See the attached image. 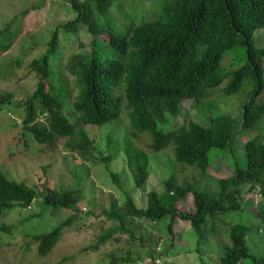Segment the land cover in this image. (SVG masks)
<instances>
[{
  "label": "trees",
  "instance_id": "trees-1",
  "mask_svg": "<svg viewBox=\"0 0 264 264\" xmlns=\"http://www.w3.org/2000/svg\"><path fill=\"white\" fill-rule=\"evenodd\" d=\"M70 3L76 17L57 27L46 51L30 63V71L39 82L37 90L23 104L25 115L17 130L19 143L27 150L38 146L51 151L65 143L68 152L97 165L100 160L96 141L87 127L112 125L125 112L129 131L123 148L136 189L149 180V154L170 146L178 164L193 167L200 175L196 184L189 178L179 181L172 176L165 182L163 193H147L146 208L138 207L131 196L121 206L114 200L107 216L115 224L90 249L98 250L116 234L134 237L138 220L160 224L169 219V231L179 221L180 228L189 227L198 238L204 237V229L213 238L218 234V225H226L223 219L237 214L240 222L229 227L230 243L222 247L213 264H264V130L260 129L264 121V48H258L255 39L256 33L264 29V0H71ZM16 21L0 29V56L14 45L18 35ZM82 31L88 33L90 42L67 67L74 85L70 88L64 82L58 88L53 84L52 60L67 49L60 36L63 33L78 39ZM237 50H241L237 59L240 65L232 70L229 67L235 62L228 66L223 61ZM13 62L5 61L3 66L1 63L0 74L11 69ZM225 82H228L226 96L238 94L246 87L251 89L237 118L213 113L208 122H192L189 128L161 129L181 115L186 101L201 105L211 100L214 90ZM10 99L11 96L9 104ZM243 130L258 132L245 145V164L235 159V174L214 180L213 187L207 174L211 151L229 152ZM145 134L151 143L142 149L134 141ZM113 146L115 141L109 136V150ZM114 159L115 155H111L101 161ZM113 177L117 180L116 175ZM204 182L207 185L202 188ZM243 187L260 197L251 212L242 198ZM42 188L40 192L0 173V218L16 209H29L38 199L46 210L72 213L50 231L34 234L38 254L46 257L78 217L77 205L83 200V192L55 189L48 184ZM190 195L195 211L181 212L180 202ZM248 214L249 219L243 221ZM253 222L257 234L252 233ZM7 232L8 228L0 222V233ZM252 235L260 239L261 245L255 248L249 245ZM127 259L118 262L123 264Z\"/></svg>",
  "mask_w": 264,
  "mask_h": 264
},
{
  "label": "rangeland",
  "instance_id": "rangeland-1",
  "mask_svg": "<svg viewBox=\"0 0 264 264\" xmlns=\"http://www.w3.org/2000/svg\"><path fill=\"white\" fill-rule=\"evenodd\" d=\"M70 1L0 0V29L17 20L15 29L18 30L14 45L0 56L2 66L5 61H14L11 69L0 74V173L7 174L10 179L23 181L40 192L44 184L55 189L72 188L83 192V200L77 205L78 217L66 228L59 243L46 257L38 254L34 234L50 231L71 216L70 211L56 213L46 210L42 207V200L38 199L31 208L16 209L0 218L1 224L8 228L7 233H0V264H119L118 259L123 261L126 258L130 262L124 261L123 264L215 263L220 257L222 247L230 243L229 227L240 222L237 214L222 218L226 225L219 224L218 234L212 236L213 238L204 229V237L200 239L189 227L180 228L179 221L173 231H169V219L160 224L138 220L134 237L116 234L98 250L90 249L115 224L107 216L114 200L121 206L131 196L138 207L146 208L147 193H163L165 182L172 176H176L179 181L189 178L195 184L200 181L198 170L176 162L173 146H170L159 153L149 154V180L141 189H136L123 148V140L129 131L127 113L124 112L112 125L87 127L90 136L96 141L100 160L97 165L86 163L76 154L68 152L65 143H60L53 151L38 146L27 150L19 143L17 130H20L25 115L23 104L37 90L39 82L36 74L30 71V63L46 51L57 27L76 17ZM60 37L67 49L64 54L52 60L55 71L53 84L60 88L65 82L72 88L74 77L67 67L71 59L89 44L90 39L85 31L80 33L78 39L63 33ZM255 39L256 46L264 48V29L256 33ZM240 54L241 50H237L235 54L224 59L223 63L229 66L235 62L229 69L238 68L240 64L237 59ZM17 61L19 64L15 63ZM227 85L228 82H225L215 89L212 99L201 105H196L193 100L186 101L181 115L172 124L162 126L161 129L169 131L183 126L189 128L192 122H208L213 113L214 116L222 114L237 118L250 97L251 89L246 87L238 94L226 96ZM262 101L264 102V94ZM260 129L264 130V121ZM257 134V131H240L229 152L211 151V164L207 174L212 179V185L214 180L227 179L235 174V159L245 164V145ZM109 136L115 141L111 150ZM134 143L147 149L151 139L145 134ZM237 152L240 158L237 157ZM111 155H115L113 161H101ZM113 175L117 176V180ZM201 184L202 188L207 185L205 182ZM213 187L210 189L213 190ZM242 198L250 212L260 202L257 193L244 187ZM180 211H195L191 195L180 202ZM246 219H249V214L243 221ZM252 224V233L257 234L259 231L256 223ZM248 242L253 248L261 245L256 235H252Z\"/></svg>",
  "mask_w": 264,
  "mask_h": 264
}]
</instances>
